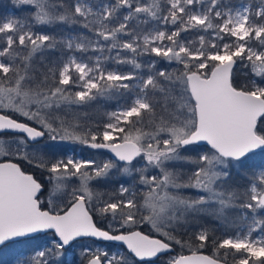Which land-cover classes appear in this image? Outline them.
Here are the masks:
<instances>
[{"label": "snow or ice", "instance_id": "6c2138e0", "mask_svg": "<svg viewBox=\"0 0 264 264\" xmlns=\"http://www.w3.org/2000/svg\"><path fill=\"white\" fill-rule=\"evenodd\" d=\"M12 3L0 246L26 244L23 264L77 246L79 264H264V0Z\"/></svg>", "mask_w": 264, "mask_h": 264}, {"label": "trees", "instance_id": "16d2710c", "mask_svg": "<svg viewBox=\"0 0 264 264\" xmlns=\"http://www.w3.org/2000/svg\"><path fill=\"white\" fill-rule=\"evenodd\" d=\"M10 6H13V9H14V12L12 14H20L18 12L17 8L12 3V0H0V16L7 15L6 10ZM112 104H113V102H101L102 106L100 108V111H103L105 107L111 108ZM91 151L92 150L84 149L82 154L87 156V154ZM37 175H39V174H37ZM210 223H212V222H210ZM17 245H24V246L20 247L19 249H23L27 254H29V248L26 244L17 243V244H10L8 246H10L12 248V247L17 246ZM5 247H7V246H1L0 249L5 248ZM79 250H80L79 247L77 249L73 250V254L75 257L79 256ZM11 251H12V249H10L9 251H6L2 254V256L0 257V264H7L5 261L7 260V258H8L7 256L11 253ZM181 252H182V254L189 253L187 248L181 250L179 248V246H177L176 249L174 250V252L172 253V255H179V254H181ZM201 252L211 255L212 254L211 245H209L205 249L201 250ZM63 259L65 260L64 257H63ZM167 259H168V254H165L161 259H158L157 261L160 264H167Z\"/></svg>", "mask_w": 264, "mask_h": 264}, {"label": "rangeland", "instance_id": "374dc122", "mask_svg": "<svg viewBox=\"0 0 264 264\" xmlns=\"http://www.w3.org/2000/svg\"><path fill=\"white\" fill-rule=\"evenodd\" d=\"M6 11H7V15H12V13L14 12L13 6L8 7ZM77 151L78 152L80 151L78 147H77ZM22 246L24 245H17L12 248L10 246H7L5 248L0 249V257L2 256L4 252L12 249L11 253L7 256L8 258L5 262L7 264H23V261L27 259L28 254L23 249H19ZM77 248L78 246L75 248L69 249L65 253L64 258H65L66 264H79V256L75 257L73 254V250ZM156 264H160V263L156 261Z\"/></svg>", "mask_w": 264, "mask_h": 264}, {"label": "water", "instance_id": "95a60500", "mask_svg": "<svg viewBox=\"0 0 264 264\" xmlns=\"http://www.w3.org/2000/svg\"><path fill=\"white\" fill-rule=\"evenodd\" d=\"M1 247V246H0ZM185 255H188V254H190V252L189 253H184ZM202 254H205V255H209V254H206V253H203L202 252Z\"/></svg>", "mask_w": 264, "mask_h": 264}]
</instances>
